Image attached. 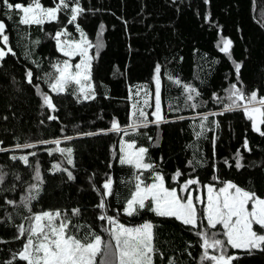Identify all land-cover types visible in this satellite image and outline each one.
<instances>
[{
	"label": "trees",
	"instance_id": "obj_1",
	"mask_svg": "<svg viewBox=\"0 0 264 264\" xmlns=\"http://www.w3.org/2000/svg\"><path fill=\"white\" fill-rule=\"evenodd\" d=\"M11 2L26 6L30 0ZM56 2L58 0H41L45 7H54ZM79 2L85 11L76 24L89 40L95 43L100 25H104L101 37L104 47L92 65L95 99L84 100L81 96L79 102L71 88L57 94L48 86L47 74L55 71L52 65L67 59L57 51L54 34L66 28L71 38L78 35L76 25L68 23L69 13L62 11L57 21L43 26H29L19 23L20 13H8L0 5V20L6 24L9 36V45L0 42V47L7 51L10 46L16 53L15 56L9 53L0 61V148L8 149L0 152V175H3L0 183V264L11 260L24 242L16 239L17 226L27 225L25 217L30 213L21 198L28 195L30 185L37 183L34 179L37 165L42 183L37 199L30 205L33 213L66 211L73 224L82 226L79 230L72 229L79 238L94 231L107 240L104 231L107 224L97 219L100 210L96 205L100 196L93 185L100 188L110 175L114 181V195L108 198L107 214L118 216L126 225H139L144 221L154 223V244L159 250L155 264H169V260H174L175 264H199L203 251L200 238L189 226L174 218H158L147 211L134 217L123 214L125 200L133 190L136 170L119 163V142L123 137L135 141L139 147L148 148L150 162L165 175L168 186H177L170 177L180 170L183 173L180 183L198 177L202 184L221 186L212 180L215 175L220 181H233L264 198V137L252 130L243 111L209 116L205 126L211 130L199 138L196 136L200 131V115L223 111V105L212 99L213 94L226 97L225 90L237 83L233 61L242 65L237 86L245 93L256 90L258 96H264V0ZM8 15L12 18L8 19ZM221 37L233 41L231 59L219 51ZM95 52L92 49L90 54ZM157 65L161 68V108L166 122L150 123L136 132L129 130L128 135L122 132L85 135L106 131L114 119L121 127H126L130 123L132 105L139 100L143 106L145 92L152 105L145 106L151 121ZM28 70L33 72L32 84L27 81ZM169 76L196 87L201 96L194 102L202 106L186 107L183 89L169 80ZM137 89L139 96L135 95ZM38 91L52 98L54 111L43 106ZM49 116L57 119L50 120ZM180 116L185 119H178ZM65 136L74 138L64 140ZM53 139L62 141L60 147L73 150L72 165L59 152L48 154L56 145L39 143ZM245 139L251 151L245 150ZM25 142L35 143L36 147H15ZM238 151L244 165L239 170L235 167ZM31 152L37 155L31 156ZM23 155H28L29 165L11 159ZM53 164L71 171L75 179L69 180L67 172L53 170ZM141 178L151 182L149 172H144ZM8 200L15 204L9 205ZM75 208L80 209V215L73 217L71 210ZM211 231L221 229L218 226ZM229 254L239 257L233 264H264L262 250L249 253L229 248ZM13 264L26 262L16 260Z\"/></svg>",
	"mask_w": 264,
	"mask_h": 264
},
{
	"label": "snow or ice",
	"instance_id": "obj_2",
	"mask_svg": "<svg viewBox=\"0 0 264 264\" xmlns=\"http://www.w3.org/2000/svg\"><path fill=\"white\" fill-rule=\"evenodd\" d=\"M0 5L7 9L8 13H20L19 23L29 26H43L47 22L57 21L59 13L67 11L70 15L68 23L76 25L79 39H66L70 36L66 28L54 34L53 39L56 42L57 51L67 59L52 65L55 71L47 74L48 86L57 94L64 93L71 88L78 102L81 96L84 100L95 99L92 65L94 59L99 55V50L104 47L101 39L104 25H100L96 42L93 43L89 40L80 26L76 24L77 18L85 11L80 6L79 0H58L54 7H45L41 0H30L26 6L23 3H13L11 0H0ZM11 18V15H8V19ZM0 42L5 46L9 45V36L6 34V24L3 20H0ZM36 43L38 44L39 41ZM232 46L231 39L221 37L218 45L219 51L229 59L232 55ZM92 49L96 50L95 54H90ZM9 53L13 56L16 55L10 46L7 47V51L4 47H0V61H3ZM77 57L79 60L73 63L72 61ZM233 64L237 83H240L239 74L242 65L235 61ZM160 73L161 68L157 65L154 75V110L151 113L153 117L151 121L148 118L149 114L145 111V106L152 107V105L149 104V94L145 92L143 106L139 100L132 105L130 123L126 127H121L120 123L114 119L106 131L89 132L85 135L92 136L108 132L117 134L122 132L124 135H128L129 130L136 132L140 128L148 127L150 123L159 125L166 122L161 108ZM26 77L28 83L32 84L33 72L31 70L26 72ZM169 80L183 89L186 107L197 109L202 106L201 103L194 102L201 96L196 87L183 83L178 78L173 79L172 76H169ZM237 83L231 84L225 90L226 97L213 94L212 99L223 105V111L200 115V131L196 132L198 138L206 131L211 130L205 126L209 116L223 115L234 111H243L246 119L251 122L252 130L264 137V130H261V126L264 125V96H258L256 90L245 93L242 87L237 86ZM139 92L140 90L137 89L135 95L139 96ZM38 94L42 97L43 106L54 111L55 105L52 98L47 93L38 91ZM169 108L171 109V105ZM48 119L55 120L57 117L49 116ZM178 119L183 120L185 117L180 116ZM215 127L218 128L219 124L216 123ZM73 138L65 136L64 140ZM149 139L152 138L149 137ZM39 143L56 145L55 148L48 150V154L59 152L65 156L69 165L73 164V150L60 147L62 143L60 139L42 140ZM15 147L31 149L35 148L36 144L17 143ZM244 148L251 151L247 139L244 141ZM5 151L8 149L0 148V152ZM148 151L146 147H137L135 141H126L123 137L120 139L119 163L131 166L136 170L133 190L130 191L123 206L125 216L134 217L147 211L158 218H174L182 225L189 226L200 238V247L203 251L199 258V264H233V261L239 257L229 254V248L246 250L249 253L256 249L264 251V198L238 186L233 181H220L219 177L215 175L212 180L220 184L219 187L216 183L202 184L198 177L188 178L180 183V178L183 175L180 170L170 177L177 186H168L165 175L157 169L154 163L150 162ZM30 155L36 156L37 153L31 152ZM11 159H19L25 165H29L28 155L12 156ZM242 159L243 157L238 151L235 158L237 170L244 167L241 163ZM189 164L191 165L192 161H189ZM52 168L56 171L67 172L69 180L75 179L71 171L62 169L59 164H53ZM144 172L150 173L151 182L141 178ZM34 179L37 183L30 185L28 195L21 198L23 206L30 213L28 217H25L27 225L17 226L16 239H23L24 242L20 250L13 253L12 259L4 264H13L16 260L26 262V264H155L154 258L159 250L154 244V223L144 221L139 225H126L120 222L118 216L107 214L108 198L114 195V181L110 175L103 181L100 188L93 185V190L100 196L99 203L96 205V208L100 210L97 219L105 221L107 224L104 229L108 236L107 240L94 231H90L83 239L79 238L72 229L79 230L82 226L73 224L66 211L57 209L33 213L30 205L37 199L40 183H42L38 165L35 169ZM2 182L3 175H0V183ZM7 203L15 204L11 200H8ZM71 215L79 216L80 209H72ZM218 226L221 231H211L217 229ZM254 226H258V229ZM169 264H175V261L169 260Z\"/></svg>",
	"mask_w": 264,
	"mask_h": 264
},
{
	"label": "rangeland",
	"instance_id": "obj_3",
	"mask_svg": "<svg viewBox=\"0 0 264 264\" xmlns=\"http://www.w3.org/2000/svg\"><path fill=\"white\" fill-rule=\"evenodd\" d=\"M78 33V32H77ZM66 39H79V33H78V35L75 37V38H71L70 36L69 37H66ZM79 60V57H77L74 61H72L73 63H75V62H77ZM125 140V139H124ZM126 141H128V140H126ZM137 147H139V146H137ZM217 187H219V186H217ZM199 207H202V206H199ZM255 227V226H254Z\"/></svg>",
	"mask_w": 264,
	"mask_h": 264
}]
</instances>
